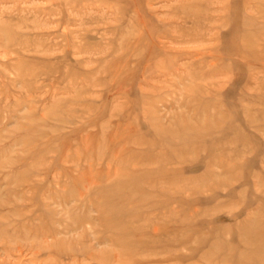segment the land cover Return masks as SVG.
<instances>
[{"label":"rangeland","instance_id":"374dc122","mask_svg":"<svg viewBox=\"0 0 264 264\" xmlns=\"http://www.w3.org/2000/svg\"><path fill=\"white\" fill-rule=\"evenodd\" d=\"M0 264H264V0H0Z\"/></svg>","mask_w":264,"mask_h":264},{"label":"bare ground","instance_id":"6f19581e","mask_svg":"<svg viewBox=\"0 0 264 264\" xmlns=\"http://www.w3.org/2000/svg\"><path fill=\"white\" fill-rule=\"evenodd\" d=\"M34 68V67H33ZM126 234V233H125ZM123 235V234H122ZM119 237V236H118ZM119 239V238H118Z\"/></svg>","mask_w":264,"mask_h":264}]
</instances>
